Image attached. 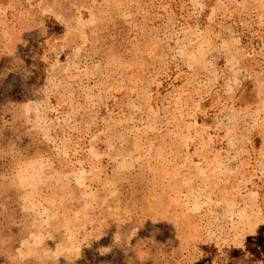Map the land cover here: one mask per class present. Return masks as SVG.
<instances>
[{
  "label": "rangeland",
  "instance_id": "obj_1",
  "mask_svg": "<svg viewBox=\"0 0 264 264\" xmlns=\"http://www.w3.org/2000/svg\"><path fill=\"white\" fill-rule=\"evenodd\" d=\"M0 264H264V0H0Z\"/></svg>",
  "mask_w": 264,
  "mask_h": 264
}]
</instances>
